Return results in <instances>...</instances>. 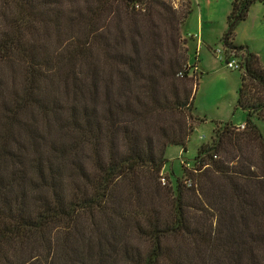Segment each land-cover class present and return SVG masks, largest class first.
I'll return each instance as SVG.
<instances>
[{
    "label": "trees",
    "instance_id": "1",
    "mask_svg": "<svg viewBox=\"0 0 264 264\" xmlns=\"http://www.w3.org/2000/svg\"><path fill=\"white\" fill-rule=\"evenodd\" d=\"M257 2L233 0L220 40L242 59L244 129L215 134L164 191L165 149L186 153L194 130L191 9L0 0V89L2 71L5 87L22 78L1 107L0 264H264V68L234 43Z\"/></svg>",
    "mask_w": 264,
    "mask_h": 264
},
{
    "label": "rangeland",
    "instance_id": "2",
    "mask_svg": "<svg viewBox=\"0 0 264 264\" xmlns=\"http://www.w3.org/2000/svg\"><path fill=\"white\" fill-rule=\"evenodd\" d=\"M162 1L165 2L167 8H171L169 12L173 15L175 13L178 17H182L183 13L189 8L191 9L187 19L179 26V32L182 40H184L183 37L190 38L188 41V64L198 68L194 78L196 82L189 84V87H193V83H196L197 89L193 100L194 113H191L189 118V124L194 130L185 144L186 153L182 152L180 147L171 146L165 149L164 156L167 162L161 171L162 180L161 183L159 181V184L164 191H167L168 188H175L177 182L185 181L188 169L184 167V162L188 160L193 168L195 165L192 160L201 145L209 144L214 140L215 134H220L225 127L244 123L246 116L237 107V91L243 70L227 68L225 59L231 57L229 54L225 56L226 53L223 52V46L220 43L222 34L227 27V16L230 13L233 0ZM234 43L247 47L257 55L264 68V3L257 2L251 6L246 20L241 22L235 30ZM52 45L53 43L51 48ZM217 50H220L221 53L217 54ZM234 55L238 63L241 64L240 54L234 53ZM1 75L4 85L0 89V125L1 107L5 101V95L10 99L12 93L19 92L22 80L21 73L17 72L14 79L9 80V76L7 77L9 82L5 87V70ZM256 124L264 138V121H256ZM238 130L242 131L239 128ZM128 191L129 189L125 185L119 189V196L126 200ZM160 199L165 200L166 196ZM199 217L201 219V216ZM139 243L138 245L144 249L145 246Z\"/></svg>",
    "mask_w": 264,
    "mask_h": 264
},
{
    "label": "built area",
    "instance_id": "3",
    "mask_svg": "<svg viewBox=\"0 0 264 264\" xmlns=\"http://www.w3.org/2000/svg\"><path fill=\"white\" fill-rule=\"evenodd\" d=\"M196 38H197V39L199 38L198 35L196 36ZM223 52H225V51H224V48H223ZM216 53H217V54H220L221 52H220V50H217ZM225 64H226V66H227V68H228L229 70H240V69H241V66H240V64L238 63L237 59H234V58L227 59V61H226ZM185 68L188 69L189 66L187 65ZM238 128L243 130V129H244V125H241V126H239Z\"/></svg>",
    "mask_w": 264,
    "mask_h": 264
},
{
    "label": "crops",
    "instance_id": "4",
    "mask_svg": "<svg viewBox=\"0 0 264 264\" xmlns=\"http://www.w3.org/2000/svg\"><path fill=\"white\" fill-rule=\"evenodd\" d=\"M208 2H209V0H207ZM200 42V41H199ZM199 42H198V44H197V49H198V45H199ZM195 96V95H194ZM244 123H241V124H238V125H235L236 127H239V126H241V125H243Z\"/></svg>",
    "mask_w": 264,
    "mask_h": 264
}]
</instances>
